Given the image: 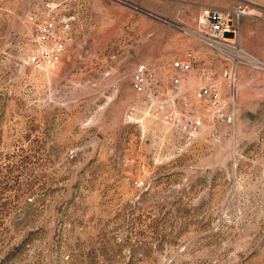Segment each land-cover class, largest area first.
<instances>
[{
    "label": "rangeland",
    "instance_id": "1",
    "mask_svg": "<svg viewBox=\"0 0 264 264\" xmlns=\"http://www.w3.org/2000/svg\"><path fill=\"white\" fill-rule=\"evenodd\" d=\"M212 9L249 58L207 44ZM52 18L66 51L34 63ZM263 32L264 0H0V264H264ZM191 49L187 97L133 89Z\"/></svg>",
    "mask_w": 264,
    "mask_h": 264
},
{
    "label": "built area",
    "instance_id": "2",
    "mask_svg": "<svg viewBox=\"0 0 264 264\" xmlns=\"http://www.w3.org/2000/svg\"><path fill=\"white\" fill-rule=\"evenodd\" d=\"M246 10V9H245ZM241 11H235L234 14L239 15ZM232 14H226L218 9H212L209 12V31L203 35L207 44L224 53L225 58H230L235 62L243 61L249 58L247 51L240 45V43L226 34L228 30L236 32L235 22H233ZM232 16L229 18V16ZM237 18V19H238ZM237 21V20H236ZM65 23V22H64ZM70 24L66 22L63 26L59 21L52 19H45L39 23L38 38L41 42V48L31 55V61L34 63H47L50 66H56L67 48V40L69 31L67 27ZM233 27V28H232ZM264 35V32H263ZM201 60L200 55L194 49L188 50L183 57L178 56L171 64L170 77L159 78L157 68L149 63L142 62L136 66L132 75L133 89L143 96L146 102H155L160 99L176 100L178 97H187V90L185 87V77L192 74L194 64ZM204 71V69H203ZM223 76H231L232 72L228 67L224 69ZM208 78L212 76V71H205ZM193 98L203 105L209 106L213 114L216 115L219 122L225 125L233 123V116L226 110V103L222 95L221 89L216 83H203L194 86ZM200 120H198V124ZM196 124V122H195ZM197 124V125H198ZM200 125V124H199Z\"/></svg>",
    "mask_w": 264,
    "mask_h": 264
}]
</instances>
